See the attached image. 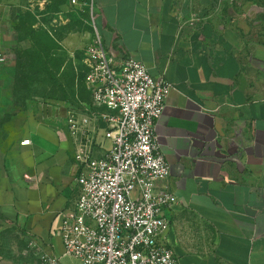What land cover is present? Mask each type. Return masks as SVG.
<instances>
[{
    "label": "crops",
    "instance_id": "1",
    "mask_svg": "<svg viewBox=\"0 0 264 264\" xmlns=\"http://www.w3.org/2000/svg\"><path fill=\"white\" fill-rule=\"evenodd\" d=\"M94 1L96 29L114 63L133 57L171 84L155 125L170 169L159 186L177 197L163 211V241L179 264H264V0ZM23 5L0 0V110L3 69L14 72L16 51L31 46L1 10L19 13ZM54 38L55 50L74 58L92 32ZM21 119L22 137L0 145V231L35 236L27 259L41 264L40 252L57 255L63 218L79 198L76 142L59 114ZM100 128L95 155L110 144Z\"/></svg>",
    "mask_w": 264,
    "mask_h": 264
},
{
    "label": "built area",
    "instance_id": "2",
    "mask_svg": "<svg viewBox=\"0 0 264 264\" xmlns=\"http://www.w3.org/2000/svg\"><path fill=\"white\" fill-rule=\"evenodd\" d=\"M69 4L76 13H87L94 30L85 50V81L98 114L70 123L80 194L61 224L65 253L79 264H179L163 241L169 229L163 211L176 204L177 197L159 186L170 169L155 134L171 84L154 78L133 57L116 65L96 29L95 1ZM95 121L103 122V137L110 142L101 155H95L102 147ZM29 246L36 247V240ZM39 258L41 264H62L48 252H40Z\"/></svg>",
    "mask_w": 264,
    "mask_h": 264
},
{
    "label": "rangeland",
    "instance_id": "3",
    "mask_svg": "<svg viewBox=\"0 0 264 264\" xmlns=\"http://www.w3.org/2000/svg\"><path fill=\"white\" fill-rule=\"evenodd\" d=\"M24 2L26 5H23L19 13L15 9L5 8L1 10L2 15L8 20H13L15 27L19 26L22 36L35 38L44 54H41V58H34L31 54V63L23 84L19 83L12 70L3 69V76L8 81L5 89L6 105L0 110L5 114V120L0 121V145L4 147L12 146L22 137L26 122L21 118L28 112L59 114L64 119L65 128L72 138L70 128L72 120L80 116L98 114L92 105V95L85 81L86 65L83 61L85 52L80 51L73 58L67 52L51 50L58 44H53L46 36V34L50 36L48 32H51L54 37L62 38L72 32L86 29L92 32L93 39L94 30L86 17H79L73 12L68 4L69 0ZM41 2L48 4L47 8L43 9L47 11L45 15L39 14L42 12ZM31 3L33 6L30 7ZM34 19L39 24L36 29L31 27ZM95 124L99 133V126L102 129L104 124L102 121H95ZM12 228L0 231V259H4L5 264H32L27 259L33 252L29 244L36 237L30 236L25 240L22 233H17V230ZM55 253L59 255L62 264H79L77 258L65 253L62 240L56 245Z\"/></svg>",
    "mask_w": 264,
    "mask_h": 264
},
{
    "label": "trees",
    "instance_id": "4",
    "mask_svg": "<svg viewBox=\"0 0 264 264\" xmlns=\"http://www.w3.org/2000/svg\"><path fill=\"white\" fill-rule=\"evenodd\" d=\"M83 16L87 17V13L86 12L82 13L81 17H83ZM36 22L37 21L34 19L31 22V27ZM16 27H17V30L20 31L19 30V26H16ZM20 28H21V26H20ZM44 33H46L45 30H44ZM28 35H30V34H28ZM46 36L53 42V44L57 43L55 41V38L52 37L51 35L48 36V34H46ZM20 37L27 38L29 36H22L21 33H20ZM30 38H32V37L30 36ZM57 39H60V38H57ZM32 40H33V44H31V46L29 48L20 49V50L16 51L17 62H16V68L14 70V73L18 77V81H19L20 84H23L25 82L26 78H27L26 73H28V71H27L28 70V66L31 63V60H30L31 59V54H32V56H34V58H41V54L42 55L44 54V50L41 49L40 46L38 45V43L35 42V38H32ZM55 48L57 49V45H56V47L53 46L51 50H55Z\"/></svg>",
    "mask_w": 264,
    "mask_h": 264
}]
</instances>
